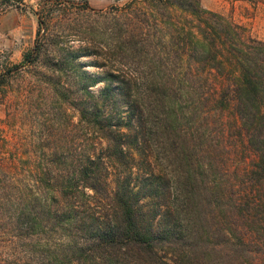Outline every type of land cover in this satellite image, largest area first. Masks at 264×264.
Listing matches in <instances>:
<instances>
[{"label": "trees", "instance_id": "1", "mask_svg": "<svg viewBox=\"0 0 264 264\" xmlns=\"http://www.w3.org/2000/svg\"><path fill=\"white\" fill-rule=\"evenodd\" d=\"M136 4L44 6L0 74L29 78L8 123L33 134L0 138L3 264H264V42L201 0Z\"/></svg>", "mask_w": 264, "mask_h": 264}, {"label": "rangeland", "instance_id": "2", "mask_svg": "<svg viewBox=\"0 0 264 264\" xmlns=\"http://www.w3.org/2000/svg\"><path fill=\"white\" fill-rule=\"evenodd\" d=\"M56 2L72 1L75 4L88 3L96 11L108 10L111 7L123 8L134 0H0V74L11 70L16 65H21L24 55L35 47L37 33L39 30V13L44 6L47 12L55 8L48 4ZM136 8L145 9L143 2L146 0H137ZM202 6L208 11L220 14L231 22L246 29V35L264 42V0H201ZM61 16H54L50 28L54 31L62 29ZM73 36V35H72ZM76 41L71 44L78 48L79 38L72 37ZM87 62H94V57L84 58ZM97 62H101L98 60ZM88 70L93 73L102 74L105 70L102 68L89 67ZM31 83L27 76L13 75L11 85L7 89V94L0 93V138L4 140L6 133H11L8 129L12 123L14 130L23 128L32 136V121L14 120L8 123L10 117L18 113L24 103L25 91H31ZM103 84L98 85L95 90L99 91ZM24 92V93H23ZM26 122L27 126L25 125ZM11 127V128H12ZM38 130V129H36ZM37 136L36 133H34ZM19 134V138H21ZM249 162V160H247ZM236 165V164H235ZM6 239L0 232V264L9 263L12 251L6 248Z\"/></svg>", "mask_w": 264, "mask_h": 264}]
</instances>
